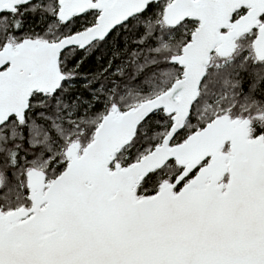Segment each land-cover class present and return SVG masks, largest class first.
Wrapping results in <instances>:
<instances>
[{"label": "snow or ice", "instance_id": "6c2138e0", "mask_svg": "<svg viewBox=\"0 0 264 264\" xmlns=\"http://www.w3.org/2000/svg\"><path fill=\"white\" fill-rule=\"evenodd\" d=\"M0 264H264V0H0Z\"/></svg>", "mask_w": 264, "mask_h": 264}]
</instances>
